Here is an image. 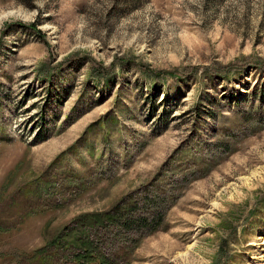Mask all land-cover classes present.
<instances>
[{
    "label": "rangeland",
    "instance_id": "obj_1",
    "mask_svg": "<svg viewBox=\"0 0 264 264\" xmlns=\"http://www.w3.org/2000/svg\"><path fill=\"white\" fill-rule=\"evenodd\" d=\"M164 198L112 264H264V0H0V264Z\"/></svg>",
    "mask_w": 264,
    "mask_h": 264
},
{
    "label": "trees",
    "instance_id": "obj_2",
    "mask_svg": "<svg viewBox=\"0 0 264 264\" xmlns=\"http://www.w3.org/2000/svg\"><path fill=\"white\" fill-rule=\"evenodd\" d=\"M151 201L150 199H147ZM155 200V199H154ZM165 198L159 199V206L156 213L152 217L142 214H136V206L124 212L120 208H115L113 211L105 214H92L78 218L73 228L63 229L57 233L54 238L48 243L55 250L66 249L72 253V264H112V261L102 253V242L94 236L103 233L104 229L111 231L115 227L122 228L129 232L132 231H150L153 232L163 223V215L166 209ZM148 202V201H147ZM161 209V210H159ZM158 215L157 217H155ZM93 217V218H92Z\"/></svg>",
    "mask_w": 264,
    "mask_h": 264
}]
</instances>
